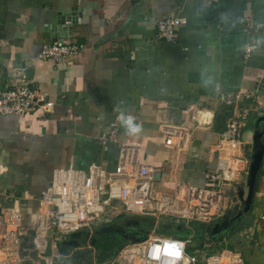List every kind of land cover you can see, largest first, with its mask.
Returning a JSON list of instances; mask_svg holds the SVG:
<instances>
[{
    "label": "crops",
    "instance_id": "crops-1",
    "mask_svg": "<svg viewBox=\"0 0 264 264\" xmlns=\"http://www.w3.org/2000/svg\"><path fill=\"white\" fill-rule=\"evenodd\" d=\"M71 10L78 21L58 28V17ZM167 14L186 20L174 42L158 35L157 23ZM53 41L76 43L79 54L59 62L39 59L42 44ZM247 44L256 48L246 56ZM18 67L25 69L29 85L53 102L48 111L36 106L24 115L0 114V163L6 168L0 208L18 204L23 223L55 170L92 164L112 170L124 141L139 144L140 160L155 167L153 190L167 193L179 180L204 186L216 165L218 134L236 110L249 108L243 154L254 131L264 134V0H0V85H9ZM243 90L251 97L235 99ZM122 116L133 117L140 131L130 134ZM160 119L190 128L186 147L162 142ZM111 128L116 141L102 144L100 135ZM260 170L250 209L236 223L240 227L209 245L206 236L195 251L199 262L190 264H202L208 250L222 248L240 252L245 264H264V160ZM221 189L228 207H242L236 185ZM151 210L142 226L163 233L158 221L167 217ZM119 213L124 212L115 200L103 212L102 225ZM98 227L55 231L44 251L47 261L25 235L21 262L105 264L107 253L97 251L104 238L95 234ZM85 250L83 258L73 257Z\"/></svg>",
    "mask_w": 264,
    "mask_h": 264
},
{
    "label": "built area",
    "instance_id": "built-area-1",
    "mask_svg": "<svg viewBox=\"0 0 264 264\" xmlns=\"http://www.w3.org/2000/svg\"><path fill=\"white\" fill-rule=\"evenodd\" d=\"M216 1V0H210ZM249 21V16L244 17ZM185 18L167 14L157 23L159 37L174 42L177 28ZM250 26V24H248ZM256 48L247 44L245 55ZM79 54L76 43L53 41L44 43L37 54L39 59L63 61ZM247 91H237L235 99L251 97ZM48 111L53 102L29 85L23 67L15 70V79L9 85H0V114L24 115L35 107ZM249 108L236 110L226 120L223 130L212 152L216 165L205 175L204 186L186 181H177L171 192L153 190L151 181L154 168L140 160V146L135 141H124L120 145L116 166L105 170L97 164L87 169L63 168L54 171L52 179L37 198L36 207L25 223L18 204L0 208V264H23L19 246L21 238L29 237L31 248L47 261L44 251L48 239L55 231H73L88 227L101 219L112 201H119L124 213L162 215L169 220L185 222H211L229 206L221 187L235 185L244 178L247 159L242 153V127ZM162 142L167 146L183 149L188 144L189 127L175 125L160 119ZM116 128L103 132L102 144L116 141ZM0 163V175L5 171ZM243 180V179H242ZM241 180V181H242ZM222 185V186H221ZM4 194L0 189L1 195ZM184 240L170 235H151L136 243H126L117 254V263L111 264H190L199 257L185 252ZM202 264H245L240 252L222 248L202 257Z\"/></svg>",
    "mask_w": 264,
    "mask_h": 264
},
{
    "label": "water",
    "instance_id": "water-1",
    "mask_svg": "<svg viewBox=\"0 0 264 264\" xmlns=\"http://www.w3.org/2000/svg\"><path fill=\"white\" fill-rule=\"evenodd\" d=\"M76 10V9H75ZM75 10H71L69 14L61 15L58 17V22L61 23V26L58 28H70L72 24L77 20L75 16L77 13ZM65 34V33H64ZM64 34H58L64 36ZM264 118V117H263ZM264 134L263 131H254L252 135V141L250 144H246L244 149L246 150V159H247V170L245 177L242 181L235 184L237 189V196L241 200V208L237 209V205H233V207H228L224 210V212L214 219L211 222H185V221H175V229L179 231V233H174L173 236L175 238L184 240L186 246H199L206 240V236H208L207 241L208 245L211 241L216 242L222 240L227 236L229 232L232 231V222L234 219L237 221H241V215L250 209V202L252 201V197L254 195V190L257 185V179L259 176V172L264 160ZM193 164V161H187L185 163V167H189ZM246 192V194H245ZM234 201V200H233ZM236 210L234 213L233 211ZM125 218V219H133V226L135 229H130V221L126 222L117 219ZM107 225H102V219L96 220L94 223L98 225V229L95 230V234L100 235L101 237L109 238L111 240L121 239L125 240L124 243L119 244L117 246H112L107 251L104 247L107 246V242L103 241L101 246H97V251L107 253L108 259L105 261V264H110L122 246L126 243H136L145 240L147 237L151 235H165L163 233L154 232L144 228L142 226V221H145L143 215H131L127 213H119L116 217L107 218ZM154 221V220H153ZM152 221V222H153ZM154 223V222H153ZM159 224L164 225L166 228H172L173 221L167 220L165 218H161V221H158ZM239 224V222H236ZM236 227H240L238 225ZM130 227V228H129ZM129 229V230H128ZM109 230V231H108ZM115 231V232H114ZM79 232V231H77ZM88 232V231H87ZM82 233H86L85 231ZM76 234V233H72ZM93 239V238H92ZM94 240V239H93ZM210 242V243H209ZM89 250L75 252L73 257L78 259L79 257L83 258L84 254H87ZM72 258V257H71Z\"/></svg>",
    "mask_w": 264,
    "mask_h": 264
},
{
    "label": "trees",
    "instance_id": "trees-1",
    "mask_svg": "<svg viewBox=\"0 0 264 264\" xmlns=\"http://www.w3.org/2000/svg\"><path fill=\"white\" fill-rule=\"evenodd\" d=\"M261 171V170H260ZM259 174H260V172H259ZM143 222H145V221H143ZM142 222V223H143ZM236 222H237V220L236 219H234L233 220V222H232V226H236L237 224H236ZM196 223V222H195ZM147 225V227H151V222L149 223V222H147V220H146V223H145V226ZM135 227V226H134ZM162 231H163V233H165V234H171V235H173L174 233H179V231L178 230H174V231H171L169 228H165V227H163L162 228ZM109 240V242H107V246H105L104 248L105 249H107V248H110V244L112 243V241H114V240H110V239H108ZM111 241V242H110ZM203 246L202 245H199V246H196V247H192V246H186V248H185V252H186V254H188V255H190V256H192V255H195V251L196 250H199V249H201ZM198 261V260H197ZM199 262V261H198Z\"/></svg>",
    "mask_w": 264,
    "mask_h": 264
},
{
    "label": "clouds",
    "instance_id": "clouds-1",
    "mask_svg": "<svg viewBox=\"0 0 264 264\" xmlns=\"http://www.w3.org/2000/svg\"><path fill=\"white\" fill-rule=\"evenodd\" d=\"M121 120L123 122V124L125 125V127L127 128V130L129 131L130 134H135L138 133L140 131V127L139 125L134 123V118L131 116L128 117H121Z\"/></svg>",
    "mask_w": 264,
    "mask_h": 264
},
{
    "label": "rangeland",
    "instance_id": "rangeland-1",
    "mask_svg": "<svg viewBox=\"0 0 264 264\" xmlns=\"http://www.w3.org/2000/svg\"><path fill=\"white\" fill-rule=\"evenodd\" d=\"M250 133H252V131H249ZM251 141H252V139L250 140V142L248 143V144H250L251 143ZM245 177V176H244ZM223 192H224V190H223ZM226 192V191H225ZM112 202H115V201H112ZM176 220H173V225L174 226H172V228H169L171 231H174L175 230V222ZM170 234V233H169ZM109 238H103L102 240H100V243H103V241H106V242H109V240H108ZM111 240V239H110ZM111 242V241H110ZM125 242V240H117V242L115 243V242H113L112 241V243L109 245L110 247H112V246H117V245H119V244H122V243H124ZM216 251V249H211V250H208V252H215ZM106 259H108V257L107 258H105L104 260H106Z\"/></svg>",
    "mask_w": 264,
    "mask_h": 264
},
{
    "label": "flooded vegetation",
    "instance_id": "flooded-vegetation-1",
    "mask_svg": "<svg viewBox=\"0 0 264 264\" xmlns=\"http://www.w3.org/2000/svg\"><path fill=\"white\" fill-rule=\"evenodd\" d=\"M118 221H115V222H119L120 220H122V221H125L126 220V222H129L130 221V229H135V227L133 226V219H125V218H120V219H117ZM129 230V229H128ZM109 231V230H108ZM115 232V231H114ZM117 240H120V239H115L113 242H117Z\"/></svg>",
    "mask_w": 264,
    "mask_h": 264
}]
</instances>
